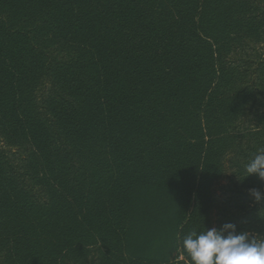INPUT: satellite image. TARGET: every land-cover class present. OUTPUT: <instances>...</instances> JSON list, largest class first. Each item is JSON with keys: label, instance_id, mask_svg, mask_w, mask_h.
Masks as SVG:
<instances>
[{"label": "trees", "instance_id": "obj_1", "mask_svg": "<svg viewBox=\"0 0 264 264\" xmlns=\"http://www.w3.org/2000/svg\"><path fill=\"white\" fill-rule=\"evenodd\" d=\"M264 0H0V264H190L264 235Z\"/></svg>", "mask_w": 264, "mask_h": 264}, {"label": "clouds", "instance_id": "obj_2", "mask_svg": "<svg viewBox=\"0 0 264 264\" xmlns=\"http://www.w3.org/2000/svg\"><path fill=\"white\" fill-rule=\"evenodd\" d=\"M246 176L256 174L264 181V147L257 151L243 165ZM256 202L264 199V193L248 190ZM237 226L225 223L220 228L193 230L179 242L181 251L190 264H264V235L242 232Z\"/></svg>", "mask_w": 264, "mask_h": 264}]
</instances>
